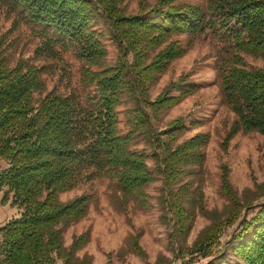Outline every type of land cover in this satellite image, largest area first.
I'll list each match as a JSON object with an SVG mask.
<instances>
[{"label": "trees", "instance_id": "1", "mask_svg": "<svg viewBox=\"0 0 264 264\" xmlns=\"http://www.w3.org/2000/svg\"><path fill=\"white\" fill-rule=\"evenodd\" d=\"M123 3L0 0V13L12 17L13 27L29 25L41 37L36 57L70 51L80 60V82L88 89L84 100L45 91L44 67L25 58L9 66L0 39V159L6 163L0 168V203L20 208L0 226V264H92L89 255H77L89 241V230L73 235L67 245L62 233L86 215L95 198L80 193L62 200L59 195L99 177L112 180L120 206L132 202L140 209L150 208L145 187L160 177L156 202L174 257L264 264V179L238 191L222 165L220 190L227 203L207 209L200 168L209 133L183 137L182 116L161 130L153 126L197 85L180 75L154 98L148 94L174 59L208 39L222 102L234 115L220 147L225 150L237 133L264 137V67L245 62V55L264 60V0H206L205 5L156 0L140 2L133 13ZM97 19L117 48L113 64L104 65L103 35L91 26ZM122 95L131 100L124 133L116 109ZM136 138L150 148L152 170L146 150L131 149ZM196 214L209 222L188 245ZM138 237L131 235L127 243L144 256Z\"/></svg>", "mask_w": 264, "mask_h": 264}, {"label": "rangeland", "instance_id": "2", "mask_svg": "<svg viewBox=\"0 0 264 264\" xmlns=\"http://www.w3.org/2000/svg\"><path fill=\"white\" fill-rule=\"evenodd\" d=\"M156 0H124V7L128 13L138 10L140 2L149 4ZM188 3L205 5L206 0H184ZM12 17L0 13V39L3 40V54L9 66L15 64L18 58H25L28 62L44 67L42 78L45 91L55 89L62 94L73 93L84 100L87 88L80 82L81 62L70 51H60L56 58L36 57L34 50L40 44V36L29 25L19 23L11 25ZM92 28L102 35V43L107 54L104 65L113 64L118 53L115 44L108 36V29L102 20L92 22ZM10 30V31H8ZM214 49L208 39H200L181 57L174 59L165 72L160 74L155 83L149 88L148 94L152 99L170 81L184 75L187 80L197 85V90L182 98L174 106L165 109L158 119L153 120L157 130L163 129L169 121L182 116L187 130L183 137L196 132H208L209 141L204 147L205 161L200 168V179L203 191V202L207 209H222L227 198L220 190V174L222 165L229 170V180L232 186L240 191L244 187L252 186L254 181L264 179V137L257 133H237L224 150L220 143L234 119L232 111L222 102L214 63ZM248 67H264V60L245 55ZM103 65V66H104ZM176 94L177 92H172ZM131 100L122 95L117 109L118 127L120 133L126 130L125 111ZM196 123V124H193ZM144 148L148 154L147 164L153 168L150 148L144 145L140 138H136L131 149ZM6 163L0 159V168ZM161 179L145 187L149 195V209H140L132 202L120 206L114 197V184L106 177L94 178L81 182L73 189L61 193L64 200L80 193L94 196V202L89 205L86 215L79 221L69 225L62 233L64 244L67 245L71 237L81 231L89 230V241L77 251L78 256L84 254L91 257L92 264H205L208 257L176 258L167 244V227L159 219V208L156 202ZM1 197V193H0ZM19 207L0 203V226L5 220L16 216ZM250 215V214H249ZM248 215V216H249ZM209 222L201 214H196L192 228L187 237L190 245L197 232ZM233 227H228L221 235L222 242L229 235ZM139 233L138 244L145 255H139L128 246L131 235Z\"/></svg>", "mask_w": 264, "mask_h": 264}, {"label": "built area", "instance_id": "3", "mask_svg": "<svg viewBox=\"0 0 264 264\" xmlns=\"http://www.w3.org/2000/svg\"><path fill=\"white\" fill-rule=\"evenodd\" d=\"M172 264H177V263L175 262V263H172Z\"/></svg>", "mask_w": 264, "mask_h": 264}]
</instances>
